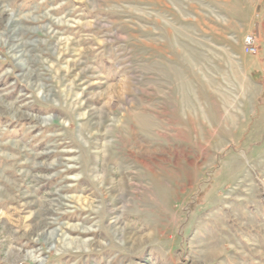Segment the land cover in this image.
<instances>
[{"label": "rangeland", "instance_id": "rangeland-1", "mask_svg": "<svg viewBox=\"0 0 264 264\" xmlns=\"http://www.w3.org/2000/svg\"><path fill=\"white\" fill-rule=\"evenodd\" d=\"M0 264H264V0H0Z\"/></svg>", "mask_w": 264, "mask_h": 264}, {"label": "built area", "instance_id": "built-area-1", "mask_svg": "<svg viewBox=\"0 0 264 264\" xmlns=\"http://www.w3.org/2000/svg\"><path fill=\"white\" fill-rule=\"evenodd\" d=\"M257 39L253 35H247L243 40V48L246 54L255 55L257 53Z\"/></svg>", "mask_w": 264, "mask_h": 264}]
</instances>
